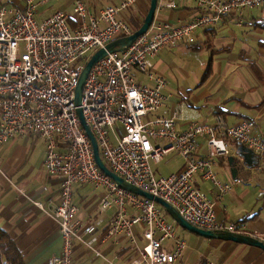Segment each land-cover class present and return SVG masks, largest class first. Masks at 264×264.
I'll return each instance as SVG.
<instances>
[{"label":"built area","instance_id":"obj_1","mask_svg":"<svg viewBox=\"0 0 264 264\" xmlns=\"http://www.w3.org/2000/svg\"><path fill=\"white\" fill-rule=\"evenodd\" d=\"M52 0H27L24 7L0 6V146L15 136L34 133L46 144L44 167L60 177L58 203L46 207L59 226L61 247L49 264H73L77 241L97 231V223L78 217L77 184L104 190L100 210L115 209L110 234H125L138 256L130 264H182L188 246L178 224L154 200L121 187L97 164L92 141L75 101L83 70L91 56L111 41L136 29L123 17L137 0H120L95 11L89 0H73L68 9L41 17L37 7ZM189 0H158V10L178 9ZM195 14L181 22H153L126 50L109 53L94 64L87 78L82 108L102 159L128 182L162 197L190 223L211 230L244 233L234 222L218 218L213 199L196 183L199 175L219 193L240 183L221 181L215 165L230 154V141L258 153L264 166V139L247 119L232 126L193 121L180 130L175 117L157 115L167 106V79L155 58L166 47L193 43L197 30L264 0H192ZM207 148L201 151V139ZM176 152L184 167L156 175L152 163ZM1 162V157H0ZM132 210V211H131ZM143 225L137 232L136 227ZM2 264H8L5 260ZM191 264V263H189Z\"/></svg>","mask_w":264,"mask_h":264},{"label":"crops","instance_id":"obj_2","mask_svg":"<svg viewBox=\"0 0 264 264\" xmlns=\"http://www.w3.org/2000/svg\"><path fill=\"white\" fill-rule=\"evenodd\" d=\"M8 1L9 4L0 6L24 7L27 4V0ZM56 1L61 5L46 16L70 8L73 2ZM107 1L113 4L120 0ZM105 3L91 4L99 11L107 5ZM150 4L151 0H137L123 17L131 24L133 18L144 22ZM194 14L195 4L189 0L178 9H157L154 21L181 22ZM180 47L185 48L183 58L200 51L210 52L207 69L200 79L187 64L176 67L177 57H167V65L158 63L159 53L155 58L158 72L181 68L186 75L200 81L196 83L195 78L192 87L182 86L183 92L179 89L176 94L166 89L167 106L161 107L157 111L160 114H156L174 116L180 130H186L193 121L215 125H221L222 121L224 126H232L250 119L256 123V134L264 139V8L235 12L213 26L200 28L193 43L184 42ZM193 93L196 99L192 100ZM201 143L204 152L207 142L202 138ZM240 144L231 140L230 154L219 157L215 165L221 181L231 183L239 178L240 183L233 184L224 193H219L217 186L199 175L196 183L213 199L221 221L237 223L244 233L264 239V166L253 149L248 147L244 155L240 154ZM45 149L44 140L34 133L12 137L0 146V226L15 239L27 264H49V258L61 247L57 221L34 203L40 200L50 207L60 200L61 180L44 167ZM230 157L235 159L234 163ZM183 167L181 164L179 169ZM103 193V189L90 184L80 183L75 187L74 201L79 207V219L85 223L95 221L98 229L84 242L77 241L73 264L85 263L90 257L97 264H129L138 255L125 234L108 232L115 209L100 210ZM142 229L143 225L136 227L137 232ZM191 239L193 246L186 240L188 246L181 258L182 264H264V250L260 247L221 239H216L221 241L213 245L210 240L215 239L202 236ZM95 248L101 251H97L99 256L93 252Z\"/></svg>","mask_w":264,"mask_h":264},{"label":"water","instance_id":"obj_3","mask_svg":"<svg viewBox=\"0 0 264 264\" xmlns=\"http://www.w3.org/2000/svg\"><path fill=\"white\" fill-rule=\"evenodd\" d=\"M158 7V0H151L149 11L144 19V22L142 26L138 29H136L131 35L121 37L118 39H115L108 43L106 46L101 47L99 50H97L89 59L88 63L86 64L83 73L81 75L77 90H76V103L78 105V114L80 116V119L82 121V124L89 135L92 144L93 149L95 153V158L98 166L109 176H111L121 187L134 192L136 194L143 195L151 200L156 201L160 205H162L172 216V218L183 228L190 230L191 232H194L202 237L208 238V239H221V240H229L234 241L238 243H245L252 246L260 247L264 250V240L251 234L247 233H237V232H230L227 230H211V229H204L201 227H198L189 221H187L180 212L169 202H167L165 199H163L160 196H157L153 193H150L149 191H146L130 182H128L126 179H124L122 176L116 174L113 170H111L107 164L102 159V156L99 151V145L97 138L91 129L90 125L85 119L83 109L81 107L82 105V97H83V91L84 86L86 84L87 78L89 76V73L94 66L95 63L100 61L104 56H106L109 53L117 52V51H123L130 47L132 43L142 34L148 31L150 26L153 24L156 11ZM249 148L246 145L240 144L238 151L240 154L244 155V152L248 150ZM231 161L234 160L233 157H230ZM233 173L235 174V170L233 168Z\"/></svg>","mask_w":264,"mask_h":264},{"label":"rangeland","instance_id":"obj_4","mask_svg":"<svg viewBox=\"0 0 264 264\" xmlns=\"http://www.w3.org/2000/svg\"><path fill=\"white\" fill-rule=\"evenodd\" d=\"M15 1H22V0H15ZM91 3L93 4H101L104 2H107L105 4H109V1L107 0H90ZM3 3H7L9 4L8 0H0V4ZM61 5V3H58V1L56 0H52L49 3H47L45 6L39 7L38 8V14L41 17H45L47 13H51L54 10L58 9L59 6ZM55 13V12H54ZM52 13V14H54ZM50 14V15H52ZM49 16V15H47ZM132 23L133 26L135 27L134 24H142L143 21L141 22H137L134 18L132 19ZM136 29V27H135ZM184 43V42H183ZM180 43L176 46H171V47H166L163 50H161L158 58H157V62L163 65H167L168 64V60L167 57L171 56V57H177L176 58V67H180V66H186V64L188 65V67H192V69L197 72V74H199V78L201 79L204 71H206L207 69V65L210 59V52L209 54L206 53L205 51H200L198 53H195V55H191L189 57H184V53H185V48H181L180 45L183 44ZM188 43V42H186ZM170 67H168L167 70H169ZM177 71L171 70L169 72L166 73H162L164 75V77L167 79V81L170 82V85H168V87L166 88L168 90V92L172 93L174 92L175 94L177 93V91L180 89L181 92L182 91V86H185L187 88L192 87L194 79L196 78L194 75V79H192L191 77H189L188 75H186V73L184 72V70H182L181 68H177ZM202 70V71H200ZM200 79L196 80V83H198V81H200ZM166 92V90H165ZM194 93L192 94V100L194 99ZM196 99V98H195ZM157 114H160V112H157ZM170 117H174V116H170ZM181 164H184V159L179 156L176 152H171L169 155L165 156V158L163 159L162 162L160 163H152L153 169L156 173L157 176L162 177V176H168L172 173L178 172L180 169ZM170 219H172L169 216ZM178 232L186 239L188 240L189 244L191 246H193V241H192V237H201L200 235L191 232L188 229L183 228L182 226H180L178 224ZM206 239V238H205ZM213 241V245H215L216 243H218L217 241H221V240H210ZM97 251L101 252L99 249L97 250L95 248V250H93V252L96 254L98 253ZM187 252H189V250H187ZM98 255V254H97ZM99 256V255H98ZM79 264H97L96 260L92 257H90L87 261H85V263H79Z\"/></svg>","mask_w":264,"mask_h":264},{"label":"trees","instance_id":"obj_5","mask_svg":"<svg viewBox=\"0 0 264 264\" xmlns=\"http://www.w3.org/2000/svg\"><path fill=\"white\" fill-rule=\"evenodd\" d=\"M142 24H136V29L140 28ZM4 260L8 264H27L24 254L17 246L15 239L0 226V264Z\"/></svg>","mask_w":264,"mask_h":264},{"label":"bare ground","instance_id":"obj_6","mask_svg":"<svg viewBox=\"0 0 264 264\" xmlns=\"http://www.w3.org/2000/svg\"><path fill=\"white\" fill-rule=\"evenodd\" d=\"M133 44V43H132ZM129 48V47H128ZM126 50V49H125ZM117 52H119V51H117ZM114 53V52H113ZM108 55V54H107ZM105 57V56H104ZM103 57V58H104ZM160 73V72H159ZM163 75V74H162ZM168 82V81H167ZM168 85V84H167ZM85 87V86H84ZM84 92V91H83ZM76 98V97H75ZM83 98V97H82ZM76 101V100H75ZM81 107H82V105H81ZM83 109V108H82ZM80 117V116H79ZM86 119V118H85ZM87 121V120H86ZM82 122V121H81ZM89 124V123H88ZM83 125V124H82ZM84 127V126H83ZM92 129V128H91ZM43 139V138H42ZM45 142V141H44ZM46 145V144H45ZM45 152H46V149H45ZM159 204V203H158ZM160 205V204H159ZM164 210H165V212L167 213V215L168 216H170L171 218H172V216L169 214V212L162 206V205H160ZM172 220H174L173 218H172ZM175 221V220H174ZM176 222V221H175ZM177 223V222H176ZM178 224V223H177ZM258 237V236H257ZM259 238H261V237H259ZM261 239H263V238H261ZM264 240V239H263ZM187 249V248H186ZM186 251V250H185ZM99 253V252H98ZM100 254V253H99ZM184 254H185V252H184ZM138 256V255H137ZM184 256V255H183ZM181 263V262H180ZM130 264V263H129ZM193 264V263H192ZM194 264H196V263H194Z\"/></svg>","mask_w":264,"mask_h":264}]
</instances>
